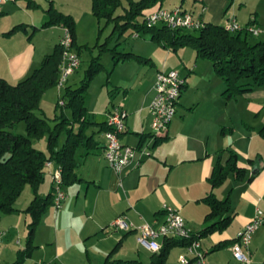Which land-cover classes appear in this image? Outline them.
Segmentation results:
<instances>
[{
	"label": "crops",
	"instance_id": "1",
	"mask_svg": "<svg viewBox=\"0 0 264 264\" xmlns=\"http://www.w3.org/2000/svg\"><path fill=\"white\" fill-rule=\"evenodd\" d=\"M191 1L197 12L189 10L201 13L206 22L222 25L234 16L240 26L251 23L264 26L259 9L241 16L242 7L236 11L231 0ZM50 6L76 16L73 11L62 9L56 0H11L2 5L1 78L14 83L28 76L59 42L62 25H43L49 18ZM160 6L163 7V0L148 8L146 13ZM89 13L85 10L84 14L88 16ZM13 16L24 17L12 19ZM42 31L47 33L44 40ZM151 41L157 45L137 42L135 51L117 45L113 47L116 52H133L140 57L117 59L112 51L114 64L111 71L117 75L108 77L105 84L106 87L111 85L108 91H115V95L105 96L101 107L85 105L86 133L92 135L93 140L91 146H79L73 154L78 179L63 185L66 197L60 207L51 204L46 208L33 231L30 254H23L20 260L18 254L27 247L28 232L24 243L16 241L19 247L13 251L15 256L10 264H101L107 256L110 259H136L147 264L152 252L136 242V231L116 230L109 226L110 222L120 215L134 224L161 222L165 204L180 212L192 233L199 232L209 210L202 199L211 190L207 177L218 156L220 162H224L232 150L245 172L242 177L229 173L225 181L212 190L217 198L228 199L227 215H231V220L225 227L214 228L199 237V243L207 264H237L229 249L231 241L257 209L264 211V86L227 99L223 96L225 82L215 73L210 60L197 58L195 50L185 46L173 50ZM74 46H77V36ZM132 61L138 65L135 67L139 75L135 80L130 79ZM142 65L145 68H141ZM161 69H176L185 81L166 132L154 137L149 131L152 128L148 106L154 94L156 73ZM117 104L127 111L125 129L119 140L137 148L133 161L119 174L101 154L106 115ZM244 109L252 115V121L243 117ZM259 124L262 125L258 127ZM43 139L44 144L39 148L44 147L42 150L46 151L47 138ZM63 140L61 134L58 146ZM143 148H148L150 154L139 152ZM137 159H140L138 164L135 163ZM249 159L253 162L247 161ZM54 169L55 162L45 167L37 189L40 196L52 191ZM25 194L23 198L19 196L13 212H0V230L4 231L0 243L6 234H21L24 227H28L31 217L23 209L33 197L31 186ZM162 239L159 238L161 244ZM173 247H179L178 254L185 251L184 244ZM2 251L3 246L0 253ZM248 252L251 264H264V224L253 232ZM168 254L164 264H180L178 257L171 260Z\"/></svg>",
	"mask_w": 264,
	"mask_h": 264
},
{
	"label": "trees",
	"instance_id": "2",
	"mask_svg": "<svg viewBox=\"0 0 264 264\" xmlns=\"http://www.w3.org/2000/svg\"><path fill=\"white\" fill-rule=\"evenodd\" d=\"M160 0H91V12L97 20L105 19L113 24L110 35L121 34L128 26L134 33L148 32L150 38L161 45L177 50L181 46H191L197 58L208 59L212 63L215 73L224 80L223 96L242 95L253 91L256 87L264 86V39H254L244 30L228 31L223 25L206 22L201 29L185 30L171 29L164 25L148 27L144 24L143 16L146 10ZM184 0H181V4ZM179 4V5H181ZM120 12L117 13V10ZM49 18L44 26L60 24L68 28L73 46L76 44L75 21L69 14L48 9ZM115 52V58L137 57L133 52ZM62 50L59 42L51 52L44 55L40 65L28 76L11 83L0 77V212L11 213L14 205L25 185L33 189V197L23 209L31 220L28 223L27 247L19 252V260L23 254H30L33 231L42 214L49 205L53 204V190L45 196L37 192L45 173L47 160L59 164L62 168L63 185L78 179L75 172L77 162L74 153L77 147H88L92 144V135L86 133L88 121L84 103L86 87L102 64L98 58H93L85 71L80 86L72 88L65 85L59 100H63L59 114L52 119L37 113L42 94L56 85ZM69 108L71 116H67L63 108ZM23 122L24 133L18 132L17 127ZM105 129V128H104ZM64 140L58 146L59 136ZM46 137V151L33 143L35 140ZM250 163L252 159L247 160ZM245 168L238 164L237 155L229 151L224 162L218 156L207 179L210 192L202 199L209 206L205 215V225L193 233L192 239L209 233L214 228L225 227L231 220L228 199H219L213 189L221 185L229 173L242 177ZM218 218L210 222L211 219ZM158 252H152L147 264H164L169 249L177 244H186L183 238L164 237ZM233 241V240H232ZM231 241V242H232ZM17 260V261H19ZM101 264H144L140 260L110 259L108 256Z\"/></svg>",
	"mask_w": 264,
	"mask_h": 264
},
{
	"label": "built area",
	"instance_id": "3",
	"mask_svg": "<svg viewBox=\"0 0 264 264\" xmlns=\"http://www.w3.org/2000/svg\"><path fill=\"white\" fill-rule=\"evenodd\" d=\"M7 1L11 0H0V12L2 5ZM201 16V13L195 14L190 10L182 8L181 5L173 6L172 8L160 6L145 13L143 21L148 27L164 25L171 29L180 28L188 31L201 29L204 26L205 21ZM222 25L228 31L244 30L255 37L264 33V28L253 23L240 26L234 16L227 18ZM62 27L63 35L59 40L62 58L55 85L58 87L57 89L64 87L70 75L80 66L79 54L73 49L70 32L67 27ZM134 36H138V33H134ZM184 81V78L180 76L176 69H161L157 71L153 84L154 94L148 106L151 115L150 125L154 137L166 132L168 124L175 114L178 97L180 96ZM59 104L62 105L63 100L60 99ZM126 112L119 105H113L107 112L103 132L105 143L101 154H103L104 159L112 170L118 174L133 161L137 149L135 146L119 140L120 134L125 129ZM139 150L142 154H150L148 148ZM139 162L140 159L135 161L136 164ZM52 163L53 161L47 160L44 166L49 167ZM51 176L53 205L60 207L66 195L63 189L62 168L59 164L55 163V169ZM163 211L164 219L161 222H156L155 220L152 223L142 221L140 224H134L120 215L115 217L109 226L116 230H135L136 242L151 252L159 251L161 247L159 238L174 237L186 239L188 242L185 244V251L179 254V263L207 264L199 238L192 239L193 233L187 227L180 212L176 208L165 204H163ZM262 224H264V211L257 209L254 216L236 232L233 241L229 245V249L237 264H251V256L248 252L249 242L253 232ZM3 233L4 231L0 230V240Z\"/></svg>",
	"mask_w": 264,
	"mask_h": 264
},
{
	"label": "rangeland",
	"instance_id": "4",
	"mask_svg": "<svg viewBox=\"0 0 264 264\" xmlns=\"http://www.w3.org/2000/svg\"><path fill=\"white\" fill-rule=\"evenodd\" d=\"M234 1L235 9L242 7L241 16H247V11H255L256 9H259L261 20H264V0H231ZM56 3L60 5L62 9L65 10H71L73 13H75L76 16H72L75 21V32L77 36V46L74 48L79 54L80 58V68H78L70 77L68 78L69 85L72 88L78 87L82 83V79L85 76V71L88 68L89 64L92 62L93 58H98V61L102 64V67L94 73L92 78L89 80L88 87H86L85 96H84V103L86 106H90L91 104L95 107H101L103 105V98L107 97H114L115 91H108V87L110 88L111 85L107 84L108 87H106V81L108 77L114 78L116 77L117 73L114 71L112 72L111 69L113 67V59H112V51L111 48H113L115 45L118 47H123L124 49H129L135 51V44L137 42H148L147 45L153 46L156 42L151 41L150 35L148 32L141 31L139 32L138 37L134 36V29L131 26H128L121 34H113L110 35L113 24L106 22L105 19L97 20V18L92 14L91 12V0H56ZM181 3V0H163V7H173ZM191 0H184L182 2V8H185L187 10L194 9L197 12V8L192 7L193 4H191ZM241 4V5H240ZM85 10L89 11V15L85 16ZM120 12V9L117 10V13ZM231 11H228V14H230ZM246 13V14H245ZM24 16H13L12 19H20ZM264 25V24H262ZM259 26V25H258ZM261 28H264V26H260ZM42 38L44 40L45 37H47V33L45 31H42L41 33ZM63 35V30L61 31L60 37ZM254 39H264V33H261L259 36H256V38H252L251 41ZM153 42V43H152ZM157 45V44H156ZM155 46V45H154ZM189 50H194L191 46H185ZM144 53L146 50H144ZM207 61V60H204ZM135 61H132L130 64V79L135 80L137 79V76L139 75L136 69L138 65H135ZM145 68L143 65L141 68ZM111 75V76H110ZM67 81V82H68ZM57 86H54L52 88L47 89L41 96L39 101V109H37V113L42 114L43 116H46L49 119H52L55 114H59L61 111V107L59 106L58 99L63 94L64 88L57 89ZM121 92V91H120ZM119 97V96H118ZM100 105V106H99ZM118 105V104H117ZM233 106V103H231ZM236 108L237 105H236ZM63 111L71 116V111L69 108H63ZM244 115L243 117H247L249 120L252 121L253 117L252 115H249L245 109L242 113ZM262 124H259L258 127H260ZM238 127V124H237ZM18 132L24 133L23 129V122H20L18 124L17 129ZM153 133V131L150 129ZM45 139H39L35 140L33 143H35L36 147L43 146ZM42 149H45L44 147ZM30 185H25L22 193L20 194V197L23 198L25 196V192L29 190ZM20 198V199H21ZM21 234H6L2 238V241L0 243V247L3 246V251L0 253V263L7 261V263L10 264L13 257V251L16 250L17 247H19L16 244V241H22V243L25 242V238L27 236L28 227H24V230H22ZM19 243V242H17ZM179 247L171 248L168 257H171V260L179 257ZM146 252V251H145ZM144 255V253H143Z\"/></svg>",
	"mask_w": 264,
	"mask_h": 264
}]
</instances>
